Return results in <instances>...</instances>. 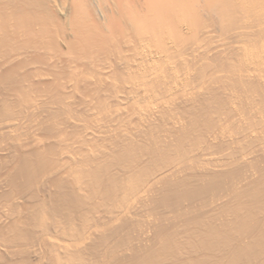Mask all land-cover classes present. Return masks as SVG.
Instances as JSON below:
<instances>
[{"label":"bare ground","instance_id":"obj_1","mask_svg":"<svg viewBox=\"0 0 264 264\" xmlns=\"http://www.w3.org/2000/svg\"><path fill=\"white\" fill-rule=\"evenodd\" d=\"M0 264H264V0H0Z\"/></svg>","mask_w":264,"mask_h":264}]
</instances>
